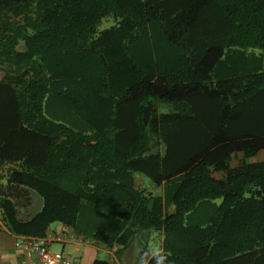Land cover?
Masks as SVG:
<instances>
[{"label":"trees","instance_id":"1","mask_svg":"<svg viewBox=\"0 0 264 264\" xmlns=\"http://www.w3.org/2000/svg\"><path fill=\"white\" fill-rule=\"evenodd\" d=\"M0 73L12 234L264 264V0H0Z\"/></svg>","mask_w":264,"mask_h":264},{"label":"crops","instance_id":"2","mask_svg":"<svg viewBox=\"0 0 264 264\" xmlns=\"http://www.w3.org/2000/svg\"><path fill=\"white\" fill-rule=\"evenodd\" d=\"M257 158H252L250 160L254 161ZM7 167L0 170V187L4 185L6 181V175ZM138 182L146 188L148 191L154 192V193H162V186H155L152 182H150L149 179L144 178L143 176L138 177ZM61 233L66 232L72 236H75L77 239H72L67 242H53L50 245V249L54 251H64L69 254L74 259L73 264H92L93 261L97 258H100L101 252L106 254L108 256L107 259L111 264H139L145 253L147 251H150L147 249V247H143L140 254V259L138 262H135L130 259V247L131 245L124 251V253L121 255V257L117 256V249L118 246H115L113 248L105 247L104 245L100 243H96L90 239L85 240L82 235L77 234L74 232V230L62 223H52L50 225V228L48 229L47 233ZM159 232V231H158ZM146 240H151V237L153 234L150 230L139 232L137 237L134 239L136 240L139 238H145ZM160 240L157 246L156 251H152L154 253L162 252L163 251V234L162 232H159ZM18 236L15 234H12L8 228L6 227L5 222L2 219V214L0 211V264H39L38 259L36 255L32 257H27L22 250L18 249L15 246V242L17 240ZM153 238V237H152ZM54 244H59L60 249H52V246ZM79 254V256L77 255ZM87 260H84L86 258ZM102 259V258H100ZM84 262V263H83Z\"/></svg>","mask_w":264,"mask_h":264},{"label":"built area","instance_id":"3","mask_svg":"<svg viewBox=\"0 0 264 264\" xmlns=\"http://www.w3.org/2000/svg\"><path fill=\"white\" fill-rule=\"evenodd\" d=\"M72 239L78 240L66 232H52L45 236H20L17 238L15 246L22 250L27 257L36 255L39 264H73L74 259L69 253L50 249L53 242H67Z\"/></svg>","mask_w":264,"mask_h":264},{"label":"rangeland","instance_id":"4","mask_svg":"<svg viewBox=\"0 0 264 264\" xmlns=\"http://www.w3.org/2000/svg\"><path fill=\"white\" fill-rule=\"evenodd\" d=\"M114 18L113 17H108L106 19L103 20L102 24L100 25V29H104L107 27H110L111 25L114 24ZM2 73H0L1 75ZM257 159H264V151H260L258 153V155L255 157ZM217 202H221V200H217ZM58 223V222H55ZM151 233L153 234V238L151 237V240H146V236L145 238H137L136 240H134L131 244V249H130V259H132L135 262H138L140 259V254H141V250L143 249V247H147L148 250L150 251H156L157 250V246L160 240L159 236V232L156 230H150ZM52 249H60V245L59 244H54L52 246ZM79 256V254H77ZM100 258L102 259H107L108 256L104 253L101 252L100 254ZM87 256L86 258H84V260H87ZM84 263V262H83ZM90 264V263H89Z\"/></svg>","mask_w":264,"mask_h":264}]
</instances>
